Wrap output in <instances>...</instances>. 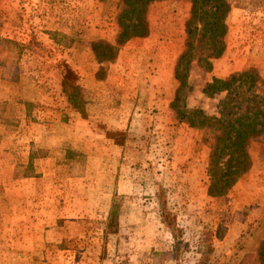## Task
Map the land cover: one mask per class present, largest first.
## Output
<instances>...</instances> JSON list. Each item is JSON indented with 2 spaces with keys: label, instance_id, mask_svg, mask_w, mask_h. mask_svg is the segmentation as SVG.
<instances>
[{
  "label": "rangeland",
  "instance_id": "1",
  "mask_svg": "<svg viewBox=\"0 0 264 264\" xmlns=\"http://www.w3.org/2000/svg\"><path fill=\"white\" fill-rule=\"evenodd\" d=\"M227 1L223 54L209 72L195 61L178 69L176 107L195 118L228 122L237 111L205 95L212 78L254 67L264 81V0ZM116 3L0 0V264H257V249L264 261V147L251 143L248 171L208 197V145L170 106L177 58L161 76L157 61L141 64L149 78L134 80L130 56L143 49H129L121 77L105 79L114 69L103 64L91 81L93 35L78 26ZM157 6L148 30L173 39L178 57L189 0L149 11ZM66 65L83 90L75 105L60 88Z\"/></svg>",
  "mask_w": 264,
  "mask_h": 264
},
{
  "label": "trees",
  "instance_id": "2",
  "mask_svg": "<svg viewBox=\"0 0 264 264\" xmlns=\"http://www.w3.org/2000/svg\"><path fill=\"white\" fill-rule=\"evenodd\" d=\"M159 1L162 0L117 1L115 12L117 32L113 44L102 41L90 44L97 64L113 59L120 47L131 38L147 35V8ZM230 9L227 0H189L188 15L183 24V50L178 55L173 70L178 87L170 106L178 122H185L200 131L201 140L208 145L206 195L211 198L224 196L248 171L250 167L248 147L251 143H258L264 147V81L260 80L254 67L230 73L225 78H212L204 87L205 95L223 94L225 102L238 105L237 111L228 122L207 116L195 118L194 115L199 111L191 110L185 114L176 107L177 95L182 87L179 67L195 61L205 72L210 71L211 61L219 58L225 48V19ZM100 71L101 67L98 66L97 74ZM59 83L61 92L69 104L81 102L83 90L77 84V77L68 65L61 72ZM260 85L262 89L258 90ZM257 255L259 256L257 264H264L259 249Z\"/></svg>",
  "mask_w": 264,
  "mask_h": 264
},
{
  "label": "crops",
  "instance_id": "3",
  "mask_svg": "<svg viewBox=\"0 0 264 264\" xmlns=\"http://www.w3.org/2000/svg\"><path fill=\"white\" fill-rule=\"evenodd\" d=\"M116 1H118V0H107V3L109 4V6H111L110 7L111 11H114V3ZM104 2L106 3V1H104ZM152 5H158V6L155 7V8H151L149 10L150 12H152L153 10H160L161 8L165 7L166 0L155 2ZM152 5H150V6L152 7ZM100 7L101 6H97L96 10H98V11H93L91 13V15L88 16V17H91L94 20H95L94 17L97 16L98 19L96 18L97 20L94 21V23H92V19H90V18H89V20L87 22H84V23L81 22L82 24L78 26L79 28H78L77 31L81 32L82 28H84L85 32L89 31L93 35V37L91 39H88V42L86 43V47H87V52L91 56L90 57V61L96 64L97 69H98V66H99L98 64H100V65L105 64V65H108L109 67H113L114 70H110V69L107 70V73L105 75V79L113 78L115 74H116L115 76L121 77V75L123 73L120 70H118V69H121V66H120V63L122 62L121 60L124 59L123 57L126 56V52L129 49H130L129 52H132V50H134V49H140V51L143 49L142 50L143 53L133 54V55L130 56L131 59L140 60V62L137 63V64H136V62L134 63L132 60L129 62L130 63L129 66L130 67L128 69L129 71H127V74H128L127 77L130 78V79L133 78L134 80H135V78H137V75L140 72V69L142 70V68L140 66L141 64H146V65L148 64L149 65V62H150L151 64H153L152 67H155L154 63L157 61L158 64H159L158 65L159 68H156V73L157 72L160 73V76H161L162 72H164L166 70L165 68H167L166 65H162L163 61H165V63H166V61L172 62L175 58H177V54L179 53L178 51H180V49H179V47H177L176 43L173 42V39L167 38L166 34L163 33V32H161L160 34L159 33L156 34L154 32V29H152V27H151V28H149L148 33H147V35L145 37L131 38L130 40L125 42V44L123 46H121L120 49L116 52V54L113 57V59L105 60V61H102V62L97 64L91 49H89L90 48L89 47V43L91 44L92 42H95V41H102V42H105L107 44H113L114 39H115V35H116V32H117V27H116V24H115V12L116 11L114 13H112V12L109 13L108 12L107 15H106V12L103 13V12H101L100 9H98ZM148 8H147V10H148ZM0 13L2 14V12H0ZM74 15L76 16V14H74ZM172 15H175V14L171 13V16ZM183 18H181V19H183ZM176 19H177V22H180V17L177 16ZM106 20H107V22H105ZM83 24H84V26H82ZM81 36L74 35V38L78 37V39H79V37H81ZM162 43H164V44L162 45ZM155 47H157L158 50L160 49V51H161V49H164L165 47L170 48V50H169V58H167V60H164V59H161V58H155L156 56L151 54L152 50ZM144 52H146V53H144ZM150 72H152V71H150ZM74 73H75V75L77 77V83H78V80H80L79 75L76 74V72H74ZM140 73H141L142 76L140 78H138V79L144 80L145 77L149 78V74L147 75L144 72H140ZM157 76H158V78H160L159 74ZM90 78H91L92 82H94V80H96L98 78L96 70H94L90 74ZM143 85H146V84H143ZM143 88H147V87L144 86ZM124 92H126V91H122V93H124ZM113 121L111 123V122H109L107 120V122L109 124H111V126L118 124L117 122H113Z\"/></svg>",
  "mask_w": 264,
  "mask_h": 264
}]
</instances>
